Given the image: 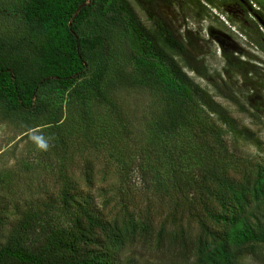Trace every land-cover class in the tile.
Returning <instances> with one entry per match:
<instances>
[{
    "label": "trees",
    "instance_id": "1",
    "mask_svg": "<svg viewBox=\"0 0 264 264\" xmlns=\"http://www.w3.org/2000/svg\"><path fill=\"white\" fill-rule=\"evenodd\" d=\"M133 1L153 29L129 0H28L22 14L36 36L9 41L0 35V104L6 115L23 117L27 136L39 132L73 153L81 142L93 145L97 126L83 109L93 96L112 113L118 138L113 146L131 142L136 152L124 161L126 174L135 173L121 195L126 224L107 216L90 193L61 185L42 205L21 212L0 242V264H121L126 246L148 242L177 264H240L243 256L264 260V149L256 132L216 99L260 122L264 102H253L264 98L260 61L239 50L223 51L225 65L215 71L205 59L210 50L192 52L189 31L174 32L162 17L170 18L166 9L176 7L199 17L204 4L234 3L253 15L257 35L248 42L264 53L259 29L264 0ZM160 9L165 13L159 15ZM121 45L131 59L130 71L114 65L113 51ZM110 62L114 71L105 86ZM132 89L149 97L140 118L123 97ZM184 129L197 147L194 169L178 161L190 149L189 142L178 141ZM224 135H231L229 147ZM237 142L255 146V154H243ZM160 152L170 163L166 170L156 167ZM258 156L262 162L253 170L241 162ZM63 172L60 168L58 175Z\"/></svg>",
    "mask_w": 264,
    "mask_h": 264
},
{
    "label": "rangeland",
    "instance_id": "2",
    "mask_svg": "<svg viewBox=\"0 0 264 264\" xmlns=\"http://www.w3.org/2000/svg\"><path fill=\"white\" fill-rule=\"evenodd\" d=\"M27 1L0 0V35L3 38L10 41L23 36H36V33L28 28L23 18V8ZM129 1H131L142 23L147 28L153 29V24L139 4L133 0ZM221 1L217 0V2ZM204 5L206 10H203L199 17L195 15L194 10L184 11L178 7L175 8L174 12L171 9H166L172 14L170 18L162 15L164 9H160L158 14L171 23L174 32L177 29H180V33L185 30L189 31L188 35L193 46H195V49L194 47L191 48L192 52H201V48L202 51L210 50L205 59L210 64L211 69L222 71L225 65L223 51L239 50L240 53H248L255 60L260 61L256 66L257 74L264 80V53L248 42L249 38H255L257 35L250 22L253 20V15L245 13L241 7L234 3L220 8L212 4ZM255 5L252 4L253 7H257ZM259 29L264 34V26L262 25ZM206 42H208L209 48ZM112 59L114 65H121L127 71L131 70L132 62L123 45L114 49ZM112 66L113 62H110L109 73L104 80L105 86L107 82L109 83L110 75L114 71ZM190 75L201 85L210 88L206 79L199 78L195 73L190 72ZM213 77L217 79V75H213ZM234 82L240 86L243 79L240 76ZM109 91L112 92V90ZM113 93L115 94L114 90ZM127 93L128 91L123 95L126 99V107L137 109V117L140 118L142 109H145L149 97L143 95L139 89H132L129 94ZM216 99L230 110L233 117L241 125L249 126L256 132L261 147L264 149V113L261 114L260 122L255 124L251 118L243 112L237 111L235 106L226 99L222 97H216ZM61 100L60 97L57 98L58 104ZM255 101L263 103L264 98L255 97L253 102ZM77 107L78 105L74 108L73 113L77 112ZM83 109L89 111L97 126V132H92L93 145L89 141L81 142L73 153L69 151V147L61 148L57 144L47 141L39 132L33 131L27 136L23 117L19 115L15 119L12 115H6L0 104V242L5 240L10 227L17 221L21 212L35 205H42V201L50 199L51 193H54V190L56 191V188L61 185L77 187L80 195L90 193L94 198L95 205L104 210L107 216L112 217L119 224H126L125 211L127 207L125 208L121 195L135 173L130 174L131 176L126 174L124 161L136 156L135 144L123 142L113 146L115 139H118L117 136H114L117 135V132L115 122L111 119L112 113L105 103H100L93 96H89L86 98V105H83ZM188 132L186 129L182 130L181 138L179 137L180 140L178 141L181 143L189 142L190 149L178 161H181L187 169H194V165L196 166L198 162V156L194 153L197 147ZM139 137L142 136L136 135L134 139H139ZM224 139L229 147L232 142L231 135H224ZM38 140H43L47 144V150L39 147ZM122 140L130 141L127 138ZM237 144L243 154L245 152L253 155L256 152L253 145L238 142ZM179 152L180 150L176 148L174 155H178ZM258 157L253 162L250 161L251 163L243 162V159L241 162L253 170L264 159L261 156ZM157 159L156 167L158 170H166V167L170 165L163 152L158 154ZM60 168L64 170L62 176L58 175ZM139 181L137 180V182ZM141 184L142 182L137 185ZM132 258L134 261H130ZM120 262L121 264H177L175 260L169 257L165 249L149 242L126 246L121 251ZM240 264H264V260L259 258L255 261L250 257L243 256L240 259Z\"/></svg>",
    "mask_w": 264,
    "mask_h": 264
},
{
    "label": "clouds",
    "instance_id": "3",
    "mask_svg": "<svg viewBox=\"0 0 264 264\" xmlns=\"http://www.w3.org/2000/svg\"><path fill=\"white\" fill-rule=\"evenodd\" d=\"M38 145L41 149L47 150V144L43 140H38Z\"/></svg>",
    "mask_w": 264,
    "mask_h": 264
}]
</instances>
